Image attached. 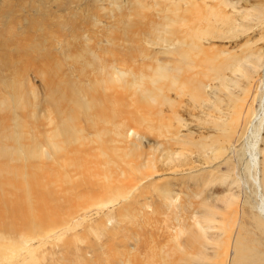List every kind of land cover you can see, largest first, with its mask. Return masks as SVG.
I'll return each mask as SVG.
<instances>
[{"label":"bare ground","instance_id":"bare-ground-1","mask_svg":"<svg viewBox=\"0 0 264 264\" xmlns=\"http://www.w3.org/2000/svg\"><path fill=\"white\" fill-rule=\"evenodd\" d=\"M109 2L44 53L39 102L28 55L0 40V264L4 243L19 257L69 225L106 254L89 264H264V203L242 187L258 151L264 195L261 123L244 143L264 96V0ZM16 109L42 117L41 141L37 119L7 130ZM194 169L197 201L152 185Z\"/></svg>","mask_w":264,"mask_h":264},{"label":"rangeland","instance_id":"rangeland-1","mask_svg":"<svg viewBox=\"0 0 264 264\" xmlns=\"http://www.w3.org/2000/svg\"><path fill=\"white\" fill-rule=\"evenodd\" d=\"M109 1L112 0H0V31H2L0 32V37H1L0 40H3V43L5 44L4 51L10 54L11 53L18 54L23 51V53H26L28 55L27 57L29 58V60L33 62L31 63V61H29L30 67L28 65V68L30 69H29L28 78L30 85L34 88L37 95L35 101L39 102L41 99L45 97V92L42 91L44 89L43 77L38 73L41 67V63L45 58L44 53L47 51L49 53L58 56L59 55L58 53L62 51L61 49L62 41L64 40L63 42H65L71 39V33H72V31L70 30L71 24L72 25L77 24L78 26L81 25L87 27L88 25L83 21L84 19L88 20V18H86V15L90 19L91 17L89 15L94 16L97 12L99 13L100 6L103 5V7H108L107 5H111ZM119 1H124V0H119ZM144 1L152 2L153 0H144ZM86 9H88V12ZM76 18L79 20H77ZM69 19L70 20L72 19L71 21L73 23H71ZM74 20H76L77 22H75ZM102 20L103 21L105 20V22L103 23L106 25L107 24L106 22L108 21L104 18H102ZM43 37L45 38L48 37V40L46 41L45 44L44 43L41 44L42 46H38V44L41 42ZM258 37L259 35L254 39H258ZM24 50H26V52ZM38 50H42V52ZM33 53L36 55H34ZM32 54L34 55V58ZM34 61L37 63H35ZM10 72L5 71V72H1V74L2 75L6 74L5 76H9ZM256 104L259 112L256 117L255 116L253 117V123L249 126V132L246 138L244 139V143H247L248 139L251 140L253 138L254 128L256 127L257 124L261 123V128L264 127V96L261 102V106L258 102H255V105ZM26 111L27 110L16 109L13 112H9L8 115L6 114L8 116L7 130H13V128H15V124H17L18 122V121L15 122L17 119L20 120L21 122L28 123L29 121L30 124L32 123V121H35V119H37L33 117L34 118L33 120L32 117L30 116L28 117L31 111L30 110H28V112ZM3 114L0 113V116H2ZM43 121L41 117V120L40 118L39 120L38 119L36 120L37 125L36 122H33L32 125L34 126L35 124V126L31 127V129L27 127L26 128L27 134H29V136L31 137L35 136L38 139V136H36L37 134L40 136L38 140L41 141L42 138L41 136L42 133L44 132V128L45 127L48 128L47 125H45L44 127L41 126L42 125L41 123H43ZM30 124H28L29 127ZM46 124L48 123L46 122ZM181 130L183 134L187 133L186 128H183ZM31 132H34L35 134L34 133L31 134ZM262 133H263V129L260 131V134L257 136V138H255L256 150L258 149L259 146H262V142H261L263 139ZM143 142L147 144L149 141L146 138H143ZM151 142L153 143V141ZM9 145H11V147H14L13 142ZM15 145L16 148L15 147L14 148L18 149V145L16 142ZM19 146L21 147V144H19ZM22 148L24 147H21V150ZM0 160H1L0 164L4 165L5 160L3 158H0ZM260 160H261V153L259 154V152L257 151V157H256L257 172H255V174H253L252 176H249V178L248 177L245 179L243 178L244 180L242 181L243 183L242 187H244L243 188L244 191H246L247 193H251V184H252L256 190L255 197L258 199V201H260L263 204L264 195L262 196L263 192L260 184V177H261ZM14 164L16 166H21L22 162L15 161ZM197 169H194V171L191 173H188L189 170L183 172L180 170H175L176 171L175 173H168L163 175L160 174V176H157L156 179L152 180V185L153 186L166 185V188L171 189L173 191H180V189L183 186L184 187L183 193H185V195L184 194L183 195L186 197L188 196L189 193V197L197 201L198 199L194 198V196H196V193L190 192V191L192 192L199 191V188H197L196 190L191 189L193 186L197 185V183L192 181L193 177H197L196 172H200ZM170 184L171 186H169ZM155 208L162 209V202L156 203ZM168 222L172 226L175 225L176 223L175 221H173V219H167L162 224V226L166 225ZM62 227L63 228L61 229H63V232L59 230L57 231V233H53V234L51 233L46 237H41V239L37 238L32 242H29V244H31L32 246H29V249L27 251H24L25 253H23L19 257L18 256L15 257L16 254L14 253L13 251L14 249L11 247L10 243H4L6 246L4 247V251L5 254H7L6 257L8 260L6 261L7 262L6 264H89V257L94 261L95 260L102 261L101 258L105 257L106 254H103L104 253L103 250L100 249L98 245H92V246L85 245L88 244L89 241L75 242L74 241L75 230H72L70 228V225L62 226ZM66 227H68V229H65ZM61 233L64 234L61 238H59L58 236ZM8 251H10L9 254L7 253ZM31 251L32 254L33 253L34 254L30 258Z\"/></svg>","mask_w":264,"mask_h":264}]
</instances>
